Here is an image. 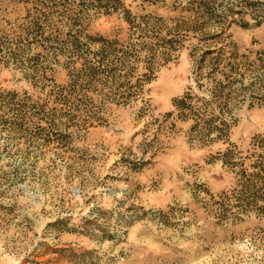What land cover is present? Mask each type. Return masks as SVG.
Here are the masks:
<instances>
[{
    "label": "rangeland",
    "instance_id": "obj_1",
    "mask_svg": "<svg viewBox=\"0 0 264 264\" xmlns=\"http://www.w3.org/2000/svg\"><path fill=\"white\" fill-rule=\"evenodd\" d=\"M263 49L264 0H0V264H264ZM221 53L261 97L210 140Z\"/></svg>",
    "mask_w": 264,
    "mask_h": 264
},
{
    "label": "trees",
    "instance_id": "obj_2",
    "mask_svg": "<svg viewBox=\"0 0 264 264\" xmlns=\"http://www.w3.org/2000/svg\"><path fill=\"white\" fill-rule=\"evenodd\" d=\"M210 52V51H209ZM205 52V54H207ZM206 55L200 56L203 60ZM215 67L221 65L223 68L219 72L223 78H202L197 80V87L204 92L195 93L191 91V87L182 96L174 98L173 105L178 111L179 116L189 117L194 120L193 128L201 125L205 128V134L210 136V140L221 139L226 134L229 126L227 105L229 102H237L239 99H248L252 103L254 99H259L260 94H248L244 90L245 73L250 68V62L236 60L231 56H222V53L213 58ZM264 61V49L257 53L255 59L251 62L254 68H257L259 62ZM202 62H199L201 64ZM260 64V63H259ZM217 69V68H216ZM199 79V78H198ZM260 80V78H255ZM200 130V128H199ZM229 151L222 153L223 157H227Z\"/></svg>",
    "mask_w": 264,
    "mask_h": 264
}]
</instances>
